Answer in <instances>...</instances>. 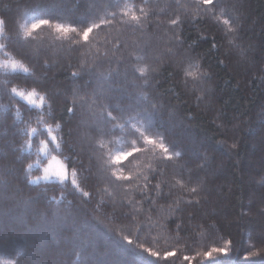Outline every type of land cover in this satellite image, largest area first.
<instances>
[{
    "label": "trees",
    "instance_id": "16d2710c",
    "mask_svg": "<svg viewBox=\"0 0 264 264\" xmlns=\"http://www.w3.org/2000/svg\"><path fill=\"white\" fill-rule=\"evenodd\" d=\"M104 2L0 0V44L39 80L0 74V104L10 105L0 113V254L15 258L23 249L18 264H212L204 253L227 247V256L213 253L218 264H264V0L201 5L210 12H198L197 0H127L137 15L141 7L147 13L142 27L121 23L125 0L107 10ZM112 11L113 24L94 29L89 45L81 40L77 46L80 37L72 33L64 40L47 26L26 40L21 27L39 17L80 30ZM177 17L179 25H172ZM225 19L233 31H226ZM144 66L149 72L141 77L135 69ZM185 69L197 79L185 76ZM5 79L10 83L4 85ZM5 87H35L51 97L68 142L63 154L52 145L50 155L39 152L47 138L40 135L21 152L28 139L21 129L25 122L40 127L37 112L27 111L19 98L10 102ZM140 92L157 106L155 130L181 156L166 161L150 152L135 154L131 163L123 162L124 175L141 179L120 181L112 171L121 165L105 163L106 150L98 149L100 137L81 98L106 103L111 111L117 102L135 105ZM52 156L75 159L81 177H88L80 183L89 197L74 191L70 180L64 187L55 180L29 183L27 165L33 164L30 176L39 177ZM143 174L150 180L148 200L133 190L143 188Z\"/></svg>",
    "mask_w": 264,
    "mask_h": 264
},
{
    "label": "snow or ice",
    "instance_id": "6c2138e0",
    "mask_svg": "<svg viewBox=\"0 0 264 264\" xmlns=\"http://www.w3.org/2000/svg\"><path fill=\"white\" fill-rule=\"evenodd\" d=\"M148 0H144L146 4ZM176 3L179 5L180 0H176ZM201 5H213V0H197L196 8L198 12H210L211 9L202 8ZM100 5H97L99 7ZM110 7L120 8V4L116 2V0H105L103 3V9L107 10ZM123 15L121 17V23L123 24H135L136 26L142 27V17H146L147 13L144 11V8L141 7L139 9L141 15H137L135 11L131 10V6L125 0L124 7L121 9ZM110 17V18H109ZM117 17V13L115 11L109 12L107 16H99L97 15L95 19H93L88 26L83 27L78 30L75 27H72L70 24H52L47 19H41L39 17H31L30 27L27 25H21L24 30V37L27 40L28 38H33V32L36 29H41L42 26H47L48 28H54L57 33H60L64 40L70 39V35L74 33L80 39L76 40L75 43L77 46H82L80 41L84 42V45H89L90 34L93 33L94 29H100L101 25L111 26ZM127 17L128 19H124ZM99 21V22H97ZM180 18L171 20L172 25H179ZM223 24L226 26V31L231 32L233 29L231 27H227L229 25V20H223ZM4 25L5 21L0 19V35H4ZM177 39H179L177 37ZM108 42V41H105ZM231 43V40L229 41ZM215 47V45H213ZM6 46L4 44H0V52H3L4 58L0 59V74L5 77L20 74H25L23 79L33 80L35 83H39V80L36 78L35 73L22 61L12 58L9 53L5 50ZM48 65L45 64V67ZM81 67H84L82 63ZM195 67L199 69V65H189V69ZM189 69H185V76L193 77V79H197L196 73L190 71ZM135 71L140 73L141 77H145L149 72V68L147 66L136 68ZM153 71H155L153 69ZM78 75V73H73V76ZM206 73L201 75V78L206 77ZM4 85L10 83L9 80L5 79L2 82ZM148 80H144V86L147 87ZM4 92L7 93L10 102H16V99L26 102V110L31 112L36 110L37 115L35 117L37 125L40 127H32L30 123L25 122V128L21 129V131L28 136V139L25 140L24 145H21V152L28 151L32 148V137L40 135L46 136V139L40 140V148L39 152L44 153L46 156L50 155L49 145L53 146V150L60 152L63 154V146L68 142L64 139L63 133V125L61 123L62 117L59 119L54 114L56 109L54 104L47 94H44L40 91H37L35 87L31 90H22L17 87L11 88H3ZM107 99H111V97H106ZM87 104L88 110L92 113L91 118L94 121V128L100 137L97 140V146L100 150H106V154L108 159L105 161L108 165H121V167L116 168L112 171V175L116 177L117 180L120 181H139L141 179L140 176H136L133 174L132 176L124 175L123 162L128 161L129 163L132 160H135L137 157L135 154H144L145 152H150L156 159H163L166 161L172 160L174 157L178 158L181 156V153L178 151L170 152L169 146L165 143L164 135L156 131V125L154 124V116L158 111L157 106L153 103L148 94L145 92H140L137 96V103L135 105H129L127 108L122 107L119 102L112 105V110L109 111V105L106 103H101L99 105L96 104V100H92L89 103L86 100L81 98V106ZM10 105L0 104V113L8 110ZM98 107V111H93L94 108ZM68 112H72V108L66 109ZM113 111L117 113V115H113ZM16 120L21 121V112L20 109L17 108L15 112ZM47 117V119H46ZM52 121L51 123L49 122ZM118 133V135H117ZM60 134V135H58ZM67 135H71L68 133ZM105 137H110L107 141L104 139ZM142 142V143H141ZM109 145L112 147L110 148ZM150 146V147H149ZM174 147V146H173ZM113 149L115 151L113 152ZM156 149H159L160 156H156ZM70 151L74 152V147L70 146ZM131 158V159H130ZM66 161V162H65ZM39 161H37V164ZM33 168V164L29 163L27 165V169L29 170L26 175L29 176V183H39L41 180L48 182L51 180H55L58 182L61 187L66 186V182L70 180V183L74 189V191L81 193L83 197H89V192L84 191L81 188L80 180H87V176L81 177L80 173L76 168V161L72 157L66 156L64 161L60 160L57 156L51 157V162L47 167L43 169V175L40 177L32 178L30 176V170ZM149 171L153 176L156 175L157 170L152 168L151 164L148 165ZM162 174V172H161ZM144 180L143 188L137 184L133 190L139 191L143 195L145 200L150 199V196L147 192L148 185L150 183L148 174H143L142 176ZM178 184H181L180 181H177ZM183 187V184H181ZM156 195H162V189L160 188V184L157 183L155 185ZM190 191L195 193L196 188H191ZM55 199V197H53ZM71 203V202H69ZM103 203V201H101ZM131 203V201H130ZM154 203V201H153ZM133 221L135 220V213L132 215ZM147 226L151 228L153 225L151 224V217H148ZM124 239H128L125 237ZM128 243L131 245V240H128ZM230 243V242H227ZM213 253H217L219 255L227 256L228 248H213L211 252L204 253L206 258H209L212 264H218L217 257L213 256ZM23 249L17 250L15 252V258L11 253H3L0 254V264H18L19 257L23 256ZM152 256H156L157 253H151ZM167 255L174 256L175 253H168ZM187 260L188 257L186 256Z\"/></svg>",
    "mask_w": 264,
    "mask_h": 264
},
{
    "label": "rangeland",
    "instance_id": "374dc122",
    "mask_svg": "<svg viewBox=\"0 0 264 264\" xmlns=\"http://www.w3.org/2000/svg\"><path fill=\"white\" fill-rule=\"evenodd\" d=\"M50 162H51V159H50L49 163H50ZM49 163H48V165H49ZM48 165H47V166H48ZM47 166H46V167H47ZM42 175H43V173H42ZM42 175H41V176H42ZM39 177H40V176H39Z\"/></svg>",
    "mask_w": 264,
    "mask_h": 264
}]
</instances>
